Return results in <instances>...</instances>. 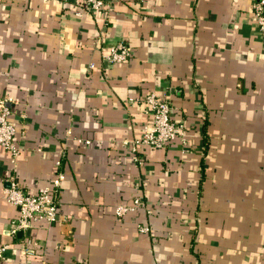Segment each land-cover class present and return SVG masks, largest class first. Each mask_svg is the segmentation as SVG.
<instances>
[{"label":"crops","instance_id":"0c3cea01","mask_svg":"<svg viewBox=\"0 0 264 264\" xmlns=\"http://www.w3.org/2000/svg\"><path fill=\"white\" fill-rule=\"evenodd\" d=\"M108 1L106 14L84 0H0V89L20 146L0 144V264H264L255 0ZM118 41L132 55L111 63ZM152 90L187 123V143L133 149L148 113L129 98ZM59 169L58 221L11 231V180L35 193ZM135 195L146 204L116 214Z\"/></svg>","mask_w":264,"mask_h":264},{"label":"built area","instance_id":"2783aa9c","mask_svg":"<svg viewBox=\"0 0 264 264\" xmlns=\"http://www.w3.org/2000/svg\"><path fill=\"white\" fill-rule=\"evenodd\" d=\"M84 1L85 8L91 11H104L107 14L111 7V2L108 0ZM253 13L264 40V0H255ZM131 55V47L125 41L110 44L108 50L104 52L105 59L111 63L125 62ZM95 65L96 63L91 61L90 67L93 68ZM129 100L145 103L148 113V118L143 122L141 136L134 140V150L147 145L165 147L175 139L187 143V123L183 120H176L172 116V103L167 97L162 96L156 90H152L140 95V97H130ZM11 101L14 100L0 89V144L15 155L19 153L20 146L15 138L16 124L10 117L12 112ZM79 140L87 144L92 142L91 138H79ZM59 163L60 160L57 161V164ZM64 177L65 172L60 169L57 170L50 183L40 187L35 193L25 191L16 180H11V184L5 188V195L19 209V215L14 220L11 231L26 230L37 221L48 223L58 221L60 211L59 189ZM143 205V199L137 195L130 202L117 203L115 212L118 215H124L126 212ZM139 229L146 232L150 226L147 223H142L139 225ZM7 248V244L0 243V258L4 256Z\"/></svg>","mask_w":264,"mask_h":264},{"label":"trees","instance_id":"16d2710c","mask_svg":"<svg viewBox=\"0 0 264 264\" xmlns=\"http://www.w3.org/2000/svg\"><path fill=\"white\" fill-rule=\"evenodd\" d=\"M135 196H137V195H135ZM138 196H140L142 199H143V196L142 195H138ZM143 201H144V203L146 204V202H145V200L143 199Z\"/></svg>","mask_w":264,"mask_h":264},{"label":"water","instance_id":"95a60500","mask_svg":"<svg viewBox=\"0 0 264 264\" xmlns=\"http://www.w3.org/2000/svg\"><path fill=\"white\" fill-rule=\"evenodd\" d=\"M20 232H23V230H20Z\"/></svg>","mask_w":264,"mask_h":264}]
</instances>
